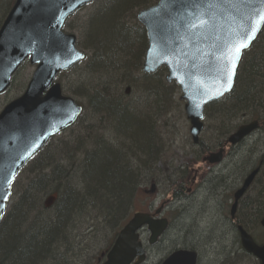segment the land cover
<instances>
[{"label":"trees","instance_id":"16d2710c","mask_svg":"<svg viewBox=\"0 0 264 264\" xmlns=\"http://www.w3.org/2000/svg\"><path fill=\"white\" fill-rule=\"evenodd\" d=\"M157 1L98 0L103 6L80 27H73L70 22L66 24V29L83 31L85 41L80 40L78 44L87 52V59L82 64L88 77H78L76 85L69 81L63 84V89L72 96L74 90L84 93L79 104L96 116L97 123L93 129L81 126L73 136L61 135L52 140L36 158L38 163L42 162V169L36 172L19 208H14L16 214L23 213V218L19 216L18 223L4 241L8 242L0 246V264L4 258H10L15 264L13 258L16 255L37 261L41 256H49L52 248L63 251L66 256L70 252L66 249L67 242L74 239V230L84 221H92L88 227L90 232H97L101 224L111 230L110 247L147 183L161 177L157 164L164 157L161 155L162 138L156 132L157 120L153 119L156 116L151 118L146 113L148 102L154 101L161 115L166 112L165 109L163 113V108H168L173 101L178 106L182 103L178 87L166 82L165 69L151 76L141 72L148 43L145 30L136 21V14ZM14 3L15 0H0V27ZM140 51L143 55L138 61ZM63 76L59 81H63ZM133 97H142L147 104H129L131 113L126 111L123 100ZM205 117L211 122L214 117L218 126L210 127L215 136L210 145L201 141L199 147L203 154L223 147L229 135L245 120L259 121V129L264 132V29L244 53L232 93L209 105ZM99 123L105 129L98 127ZM104 135H110V140H103ZM249 147L257 148L258 142ZM227 148L233 150L230 146ZM249 164L242 161L241 168L258 166V163ZM183 177L188 178L186 174ZM258 180L260 192L256 201L260 204L255 208L258 210L254 214L256 226L264 215V165ZM54 193L59 197L53 207V217L42 215L45 223V220H37L25 228L28 214L41 210L42 198ZM253 199L255 197L248 202ZM67 222L68 229L64 230Z\"/></svg>","mask_w":264,"mask_h":264},{"label":"water","instance_id":"95a60500","mask_svg":"<svg viewBox=\"0 0 264 264\" xmlns=\"http://www.w3.org/2000/svg\"><path fill=\"white\" fill-rule=\"evenodd\" d=\"M95 0H16L0 28V95L11 86L14 75L29 60L36 69L23 95L9 103L0 113V220L5 212L11 183L18 171L47 141L71 127L82 108L71 98L62 95L54 82L60 72L68 71L85 59L77 48V38L63 32L67 20L79 9ZM190 0H160L155 6L138 13L137 20L144 27L148 48L144 60V74L166 68L168 83L175 82L185 101V114L190 122V134L198 144L203 130L201 120L206 106L230 94L235 86L237 70L243 53L257 40L264 23L255 20L260 30L250 46L243 50L232 87L217 95L224 87V55L237 35L240 20L251 9L245 0H213L210 27L189 33L180 18ZM203 2V0H201ZM259 0H256L258 3ZM179 10V12H178ZM245 23H247L245 21ZM257 122L242 126L228 143L235 146L257 128ZM223 150L206 160L220 162ZM258 170L246 179L235 194L231 215L234 217L238 201L252 184ZM148 225L156 238L158 229L166 228V221L153 222L149 216L136 214L120 231L104 264H142L145 251L139 243L137 231ZM264 227V217L261 221ZM243 249L264 264V246L239 228ZM197 254L178 251L162 264H196Z\"/></svg>","mask_w":264,"mask_h":264},{"label":"rangeland","instance_id":"374dc122","mask_svg":"<svg viewBox=\"0 0 264 264\" xmlns=\"http://www.w3.org/2000/svg\"><path fill=\"white\" fill-rule=\"evenodd\" d=\"M102 6L103 4L101 2L96 1L76 14L70 20V25L73 27H80L82 22H85L90 16L93 17L96 14L95 12ZM131 23L134 24V22ZM66 31L75 34L79 41H85L82 30L81 33L80 31H72L71 28L66 29ZM33 72L34 67L27 62L24 65V68L15 77L10 92L0 97V112L6 104L23 92ZM86 72V67L83 64H80L77 69H74L63 76L62 85H66L69 81H74L76 85L78 82H76L75 79L80 76L88 77ZM65 94L67 96L70 95L69 93ZM178 96H180V93ZM142 99V97L125 98L123 102L128 105H135L138 103L144 104L145 106L147 101L143 102L145 100ZM79 102L81 103V100H79ZM148 104L149 106L147 107L146 105V107L149 109L146 110V113L151 118L156 116V118L153 119L157 120V123L155 124L156 132L161 134L163 146V153L161 155L164 156L162 157V160L166 165L163 161H160L157 164L162 175L161 177H156L158 179V184L155 187V191L152 194L147 193L139 196L133 204L132 214L137 212H149L151 204H154V209L160 205H165V215L171 221V226L162 240L154 248H151L150 256L148 257L146 264L160 263L166 258L170 251H174L175 249H189L196 251L199 256V264H259L254 258L246 255L241 250L237 227L239 225L242 226L244 230H246L260 244L264 242V229L253 225L255 222L254 220L257 217L254 218V214H257L258 211L255 208L260 204H257L256 201V197H259L258 192H260L258 189L260 180L256 181L251 186L239 202L235 221L230 217L231 207L234 203V194L240 188L243 180L245 181L246 174L251 169L246 165L243 169L241 168L242 161L247 157L242 154L248 152L249 149L247 148L250 146L249 142L246 146L243 145L241 147H236L233 152L228 150L224 161L219 166H214L212 172L209 171L206 176L204 175L205 171L202 167L199 168L198 172V167L192 166L186 173L188 178H193L195 172L198 175L197 184L193 187L195 194L187 197L185 189L182 198H174L169 191V186L172 181L183 177V174L180 175L179 170H184L185 166H187L188 163H191L192 160H201L204 156L202 155L201 149L192 144L189 134L190 126L185 118L183 105L178 106L176 102L173 101L172 105H170L171 108L170 106L168 108L167 106L163 108V113L165 112V109L166 112L161 115L158 112L159 108L154 106V104H156L154 101H150ZM95 117L96 116L88 110L83 115L82 123L74 130L67 131L64 136H73L81 126L95 127L97 123ZM213 119L212 122L209 121V119L205 120L206 127L201 135L202 141L209 145L210 140L212 142L215 139V136H213L214 126H218V123ZM245 122L248 123L249 120H245L238 125L245 124ZM212 126L213 129L211 132L210 127ZM98 127H103L105 129L100 123L98 124ZM103 140L109 141L110 135H104ZM253 140L258 142V146L262 145L263 143H261V141H264L263 131H259ZM262 149L264 150V148ZM36 164L37 162L35 161V163L28 165L14 185L13 196L7 210L8 213L4 218L5 221L3 220L6 224L0 231V246L5 245L8 242V240L6 243L4 241L7 239L9 233L15 228V225L20 219L19 216H22L23 218V213H14L13 216L9 217L10 219L8 218V215L14 210V208H19L21 197L24 195V192H27L31 183L30 180H33L36 176V172L42 169L41 167H37L32 170V166L35 165L36 167ZM204 168L206 169L205 166ZM174 170H176L177 174H174ZM165 176L169 177L168 180L164 179ZM144 190H150V186L146 187ZM255 191L257 192L255 193ZM30 197H32L31 194ZM47 197L42 198L41 205ZM253 197H255V199L249 203L248 200ZM245 200H247L248 206L245 205ZM254 201L256 202V205H254ZM42 215H45V218L47 216L49 217V215L53 217V208L49 210L42 208L41 210L29 213L27 216L28 219L24 222L25 228L32 223L37 222V220H45L40 217ZM242 215H244V217H242ZM45 222L46 220L44 223ZM91 224L92 221H84L78 224L73 232L74 239H71L68 244L69 248H76L77 250L66 253L65 255H68V257H65L66 259H63V262L61 263H97L101 253L108 248L111 239V230H108L105 228L104 224H101L98 226L99 229H97V232H90L88 227Z\"/></svg>","mask_w":264,"mask_h":264},{"label":"snow or ice","instance_id":"6c2138e0","mask_svg":"<svg viewBox=\"0 0 264 264\" xmlns=\"http://www.w3.org/2000/svg\"><path fill=\"white\" fill-rule=\"evenodd\" d=\"M245 3L251 11L243 15L240 20L237 30V35L240 36V39L230 43L227 47L224 55L225 66L223 68L224 87L217 92V95H223L224 91L231 89L243 50L250 46L260 30L259 25L254 23V21L258 20L264 23V0H259L258 3H256V0H245ZM165 6H167V0H165ZM214 6L213 0H203V2L201 0H190L184 11L179 12L178 10L180 18L189 33L195 34L210 27L211 10ZM3 199H8V196L5 195Z\"/></svg>","mask_w":264,"mask_h":264},{"label":"bare ground","instance_id":"6f19581e","mask_svg":"<svg viewBox=\"0 0 264 264\" xmlns=\"http://www.w3.org/2000/svg\"><path fill=\"white\" fill-rule=\"evenodd\" d=\"M90 6V5H89ZM88 7V6H87ZM136 48V47H135ZM143 53L140 51L138 53V58L136 59V57L134 56V53L132 52V56H134V58L136 60L139 61L140 57H142ZM145 55H146V52H145ZM144 60H145V56H144ZM144 60H143V63H141V72H144ZM158 71V70H157ZM156 73H153V74H143V75H148V76H151V75H155ZM97 78V77H96ZM95 84H98L99 81H93ZM73 92H75L74 96L72 95H69L68 98H71L73 100H76V101H79L82 99V97L85 95L84 93L82 92H79V91H76L74 90ZM125 105V109L126 111L128 112H131L132 113V108L130 106H128V104H124ZM200 149V148H199ZM249 149L247 153H243L242 155L243 156H247L244 161V163H247V164H253L252 166L256 165L258 163V166L256 168H254L253 170L249 171L246 175L249 176L251 175L254 171L258 170V173L257 175L255 176L254 178V182L256 181V179H258L260 173H261V170H262V166L264 165V150L261 148V147H257V148H253V147H249L247 148ZM200 153V152H199ZM201 154V153H200ZM255 158H254V157ZM249 164V165H250ZM169 191L171 192L172 196H174V198H182V196L184 195L185 193V188L181 185V184H170L169 186ZM248 206V202L246 204ZM231 215V213H230ZM236 217V215H235ZM255 221V220H254ZM70 222V221H69ZM67 222L64 226V230L68 229L67 227V224L69 223ZM256 222H254V226H256ZM69 226V225H68ZM72 227V226H70ZM257 227V226H256ZM69 242H67L66 244V247L68 246ZM1 255V254H0ZM63 251H57V249H53L50 251V255L46 256L45 258H43V256H41L39 259H37V261L35 259H31L29 257H24V256H19V255H16L14 258H13V263L15 264H63V263H59V260H61L62 257L65 258V256L63 255ZM43 258V259H41ZM41 259V260H40ZM2 261V264H12V261L10 258H8V260H6L5 258L1 260Z\"/></svg>","mask_w":264,"mask_h":264},{"label":"flooded vegetation","instance_id":"af4514ba","mask_svg":"<svg viewBox=\"0 0 264 264\" xmlns=\"http://www.w3.org/2000/svg\"><path fill=\"white\" fill-rule=\"evenodd\" d=\"M212 172V169L210 170ZM197 180H198V175L197 173H195V176L192 178V179H187L184 177H181L178 182H181L180 184L186 189V192H187V197H190V196H193L195 193L193 191V187L197 184ZM151 183V190L148 192L149 194H152L154 191H155V187H156V184H155V181L151 180L150 181ZM154 204H151L150 207H149V212H146V213H149L153 218H155L156 220H159V219H167L169 221V218L165 215V212H166V206L165 205H160L159 207H157L156 209H154ZM15 210H13L12 212H10L9 217L13 216ZM6 223V222H5ZM5 223L3 224V227L5 225ZM169 224H170V221H169ZM169 230H167L163 235L162 237L155 243V244H151L149 242V232L147 231V228L146 229H143L141 230V240H142V243H143V246L145 248V251L147 253V257L150 256V251H151V248H154L161 240L162 238L166 235V233L168 232ZM68 246H67V250H68ZM71 249V250H70ZM70 251H74V250H77L76 248H69ZM176 250L178 249H175L174 251H170L171 253L175 252ZM69 252V251H68ZM67 252V253H68ZM198 254V253H197ZM65 257H68L65 256ZM63 259H66L64 257L61 258V260H59V263L63 262ZM98 262L101 261V259H98L97 260ZM97 264V263H96ZM199 264V256H198V263Z\"/></svg>","mask_w":264,"mask_h":264}]
</instances>
